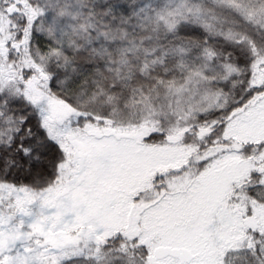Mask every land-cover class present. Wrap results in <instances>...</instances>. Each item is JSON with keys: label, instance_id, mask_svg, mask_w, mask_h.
Segmentation results:
<instances>
[{"label": "snow or ice", "instance_id": "6c2138e0", "mask_svg": "<svg viewBox=\"0 0 264 264\" xmlns=\"http://www.w3.org/2000/svg\"><path fill=\"white\" fill-rule=\"evenodd\" d=\"M0 264H264V0H0Z\"/></svg>", "mask_w": 264, "mask_h": 264}]
</instances>
